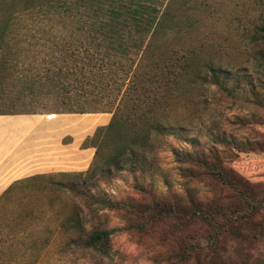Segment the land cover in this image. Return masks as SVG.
Here are the masks:
<instances>
[{"label": "trees", "instance_id": "obj_1", "mask_svg": "<svg viewBox=\"0 0 264 264\" xmlns=\"http://www.w3.org/2000/svg\"><path fill=\"white\" fill-rule=\"evenodd\" d=\"M27 20L38 24L42 40L38 50L47 51L41 59L33 55L17 73L24 59L22 49L14 55L12 48L20 49L29 41L20 35L16 38L17 33L25 34L21 31ZM236 38L246 51L243 61L218 52ZM7 84L10 88L5 92ZM210 88L216 100L264 106V0L228 4L222 0H0V89L5 96L0 114H111L81 144L95 149L86 170L63 173L62 179L45 187L36 185L42 191L48 187L57 191L56 187L85 198L92 219L99 210L122 214V225H95L88 230L80 217H68L78 226L71 245L107 255L110 238L119 231H144L162 222L178 230L197 219L209 222L207 212H214L189 186H184L182 197L168 181V189L160 192L153 183L135 179L133 188L148 198L142 200L115 198L97 183L122 170L143 177L155 166L154 138L172 135L188 143V147L171 148L183 178L214 175L238 188L234 173L219 161L214 145L199 148L198 138L190 132L208 130L216 143L238 151L264 147L259 141L227 139L225 131L206 127L205 111L198 103L205 101ZM11 97L30 99L22 103L23 109L6 110L8 103L15 106ZM22 189V196L31 190ZM14 202L0 203V256L8 258L2 264H40L42 249L55 232L47 229L21 237L16 219L22 211L10 207ZM201 238L204 248L217 244V236L209 231L203 230ZM198 242L195 248L187 247L189 254ZM21 243L33 250L30 262L12 260L23 254ZM65 246L60 239L53 251L57 260Z\"/></svg>", "mask_w": 264, "mask_h": 264}, {"label": "rangeland", "instance_id": "obj_2", "mask_svg": "<svg viewBox=\"0 0 264 264\" xmlns=\"http://www.w3.org/2000/svg\"><path fill=\"white\" fill-rule=\"evenodd\" d=\"M9 1V0H7ZM225 3H238L240 0H222ZM248 1V0H247ZM254 1V0H249ZM23 27L25 34H18L16 38L24 36L28 42H24L20 49L13 46L12 53L21 50V58L24 62L18 63L17 73L24 70L29 59L36 55L41 59L46 49L38 50V44L41 43L39 32L36 29L37 23H30ZM30 23V24H28ZM19 23H17L16 27ZM28 28H31L29 32ZM23 38V37H22ZM236 40L232 39L223 43V47L218 52L227 58L245 59V49L240 43L238 46ZM23 47V48H22ZM16 78V72L14 73ZM9 84L3 86L7 92ZM12 92L16 93L15 88ZM10 92V94H13ZM15 95V94H14ZM213 89L210 88L206 93L204 102L198 103V108L205 111V124L207 128L217 132L225 131L227 139L233 136L237 141H259L264 147V106L251 105L239 101H231L223 98L216 100ZM4 91L0 89V102L3 101ZM15 106L6 104V110H20L25 108L22 103H28V97L13 98ZM30 103V102H29ZM49 113H16V114H52ZM97 114L89 117H96L98 125L106 122L110 113L96 112ZM242 118V119H240ZM24 117H18L16 121ZM97 125V126H98ZM96 126V127H97ZM208 131V130H207ZM201 130L191 131L192 136H196L199 141V148H207L214 145L219 161L226 168L234 173V182L238 188L229 187L222 183L214 175L199 176L196 178L185 179L178 170L172 147H188V143L181 138L167 135L154 138L153 150L156 154L155 166L152 171L145 173L142 177L139 173L133 174L128 170H122L119 174L107 180H98V188L104 190L115 198H132L147 200L146 196H141L133 184L135 179L147 183H153L160 192H165L169 182L171 189L179 192L184 197V186H189L193 194L199 201H202L214 213H208V223L196 220L182 229H172L168 223H156L144 231L123 230L116 232L110 238V251L107 255H97L84 249L71 245V237H76L78 226L74 225L68 217L77 216L81 219V225L88 230L95 225L115 226L124 224L122 214L113 210H99L95 218L89 216L90 208L88 201L81 196L58 190L54 187L52 191L40 190L36 185L30 184L25 187L29 191L27 196H37L46 200L31 202L33 206V219H29L38 232H45L47 229H53L55 234L50 237L47 248L42 249V255L39 258L40 264H258L264 260V150L256 148L253 151H238L236 148L224 146L216 143L208 132ZM69 141V137L63 139ZM186 180V181H185ZM39 185V184H38ZM42 187V186H41ZM43 187H45L43 185ZM96 192L95 187L91 188ZM23 189L18 188L16 195L22 194ZM39 193V194H36ZM53 197L52 205L48 202ZM19 205L15 202L14 206ZM20 206V205H19ZM28 206V204H27ZM212 214L214 217L212 218ZM62 221V222H61ZM62 223V224H61ZM23 224V223H22ZM219 227H223L220 228ZM19 227L18 230H22ZM203 230L209 231L217 236V244L212 249L205 247L202 241ZM21 233V231H20ZM30 233H23L29 235ZM60 239L65 241L66 246L63 249L61 258L53 251L58 245ZM199 240V247L193 249L189 254V247H196ZM27 244V243H26ZM188 247V248H187ZM32 249H25L23 243L19 246V252L23 254L16 255L12 260H21L30 262L32 260ZM8 260L7 256H0L2 261ZM22 262V263H23Z\"/></svg>", "mask_w": 264, "mask_h": 264}, {"label": "crops", "instance_id": "obj_3", "mask_svg": "<svg viewBox=\"0 0 264 264\" xmlns=\"http://www.w3.org/2000/svg\"><path fill=\"white\" fill-rule=\"evenodd\" d=\"M88 114L97 113L0 114V203L28 204L10 206L22 211L21 218L16 219L18 226L23 227L21 233L38 232L30 228V220L36 215L29 204L46 199L37 197L40 195H16L18 188L46 185L62 179L63 173L89 167L95 149L81 144L93 134L99 121ZM18 117L25 120L16 121ZM67 137L70 140L64 142Z\"/></svg>", "mask_w": 264, "mask_h": 264}]
</instances>
